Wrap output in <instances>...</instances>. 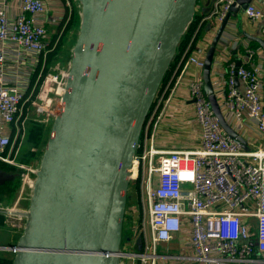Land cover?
Returning a JSON list of instances; mask_svg holds the SVG:
<instances>
[{
    "label": "built area",
    "instance_id": "2783aa9c",
    "mask_svg": "<svg viewBox=\"0 0 264 264\" xmlns=\"http://www.w3.org/2000/svg\"><path fill=\"white\" fill-rule=\"evenodd\" d=\"M258 1L247 4L244 14L261 23L264 36V0ZM234 2L212 0L202 12L164 94L158 88L143 120L130 181L147 210V228L143 223L135 238L126 239L120 264L135 258L148 264H264V148L251 149L245 142V149L229 136L211 108L201 76L185 77L189 66L202 71L208 45ZM55 22L44 0H0V162L24 168L20 191L27 189V201L38 165L26 166L17 159L26 121L39 113L53 120L69 76V65L47 69V24ZM246 54L251 60L247 66L235 68L236 61L228 62L221 78L212 82L213 91L238 134L248 122L264 136L261 48H248ZM181 85L192 102L198 146L161 149L157 131ZM130 210L135 213L133 206ZM23 224L16 228L21 231ZM172 241L175 250L169 247ZM159 245L167 248L159 251Z\"/></svg>",
    "mask_w": 264,
    "mask_h": 264
},
{
    "label": "water",
    "instance_id": "95a60500",
    "mask_svg": "<svg viewBox=\"0 0 264 264\" xmlns=\"http://www.w3.org/2000/svg\"><path fill=\"white\" fill-rule=\"evenodd\" d=\"M80 22L62 105L38 167L28 207L2 209L24 218L13 264H120L130 170L143 120L198 0H75ZM212 0H205L203 11ZM252 0H235L204 56L203 90L224 131L211 67L230 16ZM263 50L264 39L247 36ZM235 62V68L241 65ZM14 174L0 170V184ZM129 239V238H126ZM140 249V246L137 247Z\"/></svg>",
    "mask_w": 264,
    "mask_h": 264
},
{
    "label": "crops",
    "instance_id": "0c3cea01",
    "mask_svg": "<svg viewBox=\"0 0 264 264\" xmlns=\"http://www.w3.org/2000/svg\"><path fill=\"white\" fill-rule=\"evenodd\" d=\"M44 2L48 9V15L56 18L55 23L47 24L48 33L53 26L57 27L63 22L67 24V28H69L71 39L75 40L80 22L77 2L75 0H44ZM204 3L205 0H200L197 5L200 12H204ZM250 3L258 5L259 1L252 0ZM9 10L14 12L16 8L15 6L10 5ZM72 13L74 16H72ZM205 32L206 31L204 30L202 34H205ZM248 35L259 36L264 39V36H261V23L259 21H250L245 16L244 9H240L237 14L230 16L228 28L223 32V36L216 48L210 72L212 82H216L221 78L225 71L226 59L230 58L231 54L235 55L234 61L241 60V64L249 63L251 61L246 54V50L251 48L250 45H253L254 43L256 44L255 48L260 46L255 41L249 39L247 37ZM261 58L264 64V53L262 48ZM195 74L200 75L202 78V71L193 66H189L185 77ZM167 80L168 77L166 81L164 80L160 84L158 90L159 95L164 94L168 82ZM262 80V95L264 97V70ZM185 94V87L184 85H181L177 90L176 96L171 100L165 118L158 128L157 146L161 149L195 148L198 146L199 131L193 117L192 102ZM241 136L251 149L257 147L264 148V136H262L251 123H246L245 128L241 132ZM0 228L8 230V227L5 225H0ZM9 231H12L16 235V238L21 233L19 232V234H17V229L13 228L9 229ZM15 237L10 235L9 243L16 240ZM13 259L14 253L8 246L0 247V264H13Z\"/></svg>",
    "mask_w": 264,
    "mask_h": 264
},
{
    "label": "rangeland",
    "instance_id": "374dc122",
    "mask_svg": "<svg viewBox=\"0 0 264 264\" xmlns=\"http://www.w3.org/2000/svg\"><path fill=\"white\" fill-rule=\"evenodd\" d=\"M48 34L50 49L46 54L47 69L67 67L70 63L71 44H73L74 41L71 39L67 24L62 22L57 27L53 26ZM50 129L51 119H47L46 113L33 114L31 118H28L17 158L19 163L26 166H37L39 164ZM29 151L33 153L30 154ZM1 164L2 162H0V165ZM13 170V172H16V177L12 182L4 183L2 186L0 185V210L6 208L25 210L28 207L27 189L22 192L20 191L22 186V174H24L25 170L17 166ZM132 206L135 208V213L131 214L130 207ZM143 206L136 183L129 181L125 205L126 212L123 219V239L126 236L135 238L136 234H139L141 231L143 223L147 228V210ZM23 220V218L18 219V217L13 215L8 216L0 211V222H5V224L3 222L1 224L8 227V230L0 228V243H9L10 235L13 237L16 236L12 231H9V229H17L18 227L16 228V224L23 223ZM19 232H21L20 229H17V234H19ZM14 241L15 240H13V242ZM176 245L177 244L173 241L169 243V247L171 249L174 248V250L176 249ZM166 248L167 247L164 245L158 246L159 251H165ZM124 264H148V261L142 263L138 258L132 261L131 259H125Z\"/></svg>",
    "mask_w": 264,
    "mask_h": 264
},
{
    "label": "trees",
    "instance_id": "16d2710c",
    "mask_svg": "<svg viewBox=\"0 0 264 264\" xmlns=\"http://www.w3.org/2000/svg\"><path fill=\"white\" fill-rule=\"evenodd\" d=\"M199 1H200V0H198L197 3H199ZM203 13H204V12H203ZM203 13L200 12V10H198V9L196 10V12H195V14H194V17H193V20H192V22L190 23V25H189L188 29L186 30V32L183 34V38H182L181 44H180V46H179V49H178L177 53L175 54V56H174L172 62L170 63V66H169L168 70L166 71V73H165V75H164V78H163L162 82H163L164 80L166 81L167 77L170 76L171 71H172V68H173V66H174V63H175L176 60L179 58V56H180L182 50L184 49L185 44H186L187 41L189 40L190 35L192 34L194 28L196 27V24H197V22H198V20H199V18H200V15L203 14ZM72 16H74L73 13H72ZM72 16H71V17H72ZM71 19H72V18H71ZM204 28H205V26H204L202 29H204ZM250 47H251V48H255V47H256V44L254 43L253 45H250ZM233 60H235V55H234V54H231L229 60H228L227 62H225V63L227 64L228 62L233 61ZM243 65H244V66H247V64H243ZM162 82H161V83H162ZM29 153L32 154L33 152L29 151ZM15 167H16V166L9 165V164H4V163H2V164L0 165V169H1L2 171L6 172V173H16V172H13V171H14L13 169H14ZM10 182H12V180H7V181H5L4 183H10ZM4 183H1L0 185L2 186ZM3 216H4V214H3ZM3 219H4V218H3ZM2 222H3V221L0 222V225H2V224H1ZM3 223L5 224V222H3ZM125 241H126V238L123 239V243H124Z\"/></svg>",
    "mask_w": 264,
    "mask_h": 264
},
{
    "label": "bare ground",
    "instance_id": "6f19581e",
    "mask_svg": "<svg viewBox=\"0 0 264 264\" xmlns=\"http://www.w3.org/2000/svg\"><path fill=\"white\" fill-rule=\"evenodd\" d=\"M134 171H135V167H131L130 172L133 173ZM15 215H17V214H15ZM17 216H19V215H17Z\"/></svg>",
    "mask_w": 264,
    "mask_h": 264
},
{
    "label": "flooded vegetation",
    "instance_id": "af4514ba",
    "mask_svg": "<svg viewBox=\"0 0 264 264\" xmlns=\"http://www.w3.org/2000/svg\"><path fill=\"white\" fill-rule=\"evenodd\" d=\"M12 174H14V177H13V179L16 177V173H12ZM13 179H11V180H13ZM7 181V180H6ZM5 182V181H4ZM3 182V183H4ZM125 238H128L127 236L125 237ZM124 244V243H123Z\"/></svg>",
    "mask_w": 264,
    "mask_h": 264
}]
</instances>
